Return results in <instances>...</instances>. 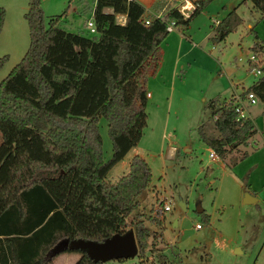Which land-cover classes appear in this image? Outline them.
Returning a JSON list of instances; mask_svg holds the SVG:
<instances>
[{"label":"trees","instance_id":"1","mask_svg":"<svg viewBox=\"0 0 264 264\" xmlns=\"http://www.w3.org/2000/svg\"><path fill=\"white\" fill-rule=\"evenodd\" d=\"M209 1L194 0L189 15L172 6L163 16H150L139 0H97L96 34L88 35L60 25L66 10L46 23L41 0H28V47L0 80V264H52L63 252L102 263L80 247L49 251L66 237L102 241L126 231L127 218L151 184L152 167L136 154L118 182H109L107 173L143 135L148 79L160 67L169 23L186 30ZM251 1L264 17V0ZM105 6L115 13L105 12ZM116 13H125L126 22L119 23ZM4 14L0 6V28ZM242 19L234 6L214 27L212 41L225 39ZM262 45L256 42L252 48L257 51ZM5 58L0 57V66ZM256 65L249 64L251 69ZM251 91L264 103V74L241 95ZM234 102L235 96L210 98L208 119L198 127L203 141L222 158L248 145L257 132L253 118H238ZM103 117L113 143L107 160L100 131ZM210 121L218 135L207 131ZM248 154L232 155L230 164ZM65 179L74 195L63 205L51 186ZM72 210L93 213L96 228L78 226ZM131 223L143 256L150 231L141 217Z\"/></svg>","mask_w":264,"mask_h":264},{"label":"rangeland","instance_id":"2","mask_svg":"<svg viewBox=\"0 0 264 264\" xmlns=\"http://www.w3.org/2000/svg\"><path fill=\"white\" fill-rule=\"evenodd\" d=\"M61 1L64 0H41L46 23L47 17L63 12ZM75 1L79 0L71 3ZM239 1L210 0L185 30L191 38L176 27L164 40L161 66L148 79L153 96L148 98L143 135L106 176L109 182H118L129 172L136 154L150 163L151 184L138 208L127 218L125 228H133L131 222L137 216L143 218L150 231L149 247L143 256L138 252L124 261L109 259L100 264H264V103L260 99L256 103L245 101V112L252 116L257 132L254 143L251 139L248 142L249 154L238 161L239 165L230 164V157L240 156L243 147L227 156L229 164L223 169L219 159L212 160L211 150L198 131L210 114V98L221 94L220 101L230 100L246 88L243 83L248 86L259 77L246 62L256 42L263 44L257 51L264 50V17L251 0L237 8L243 19L235 30L219 42L211 39L214 19L224 18ZM27 3L28 0H0L5 10L0 57L6 56L0 66V80L28 46L29 30L24 17ZM206 129L218 135L211 121ZM100 131L107 160L112 156L113 143L104 117ZM172 147L177 149H173L174 154ZM51 189L63 205L73 199L74 190L67 186L66 179ZM247 189L260 193L258 203L244 202ZM159 203L170 204L172 209L159 215L155 209ZM71 215L78 226L96 228L93 213L72 210ZM60 255L58 264H90L77 252Z\"/></svg>","mask_w":264,"mask_h":264},{"label":"crops","instance_id":"3","mask_svg":"<svg viewBox=\"0 0 264 264\" xmlns=\"http://www.w3.org/2000/svg\"><path fill=\"white\" fill-rule=\"evenodd\" d=\"M146 8V11L147 13L150 15V16H155V15H159V14H165L172 6H178L179 4L181 3H186L188 2L189 4L194 2V0H139ZM243 2H247V0H240L237 4H235L236 6V10L237 8H239L240 4L243 3ZM96 3H97V0H79V1H75V3H71V0H64L63 3L61 1V10H65V7H67V11H66V14L64 15V18L61 22V25L68 31H75V32H81V33H84V34H88V35H92L93 34H96V31L93 32L91 30L92 28V25H89V21H94V11H95V6H96ZM253 4V7L255 9H257L255 6H254V3L252 2ZM171 5V6H170ZM23 7V6H22ZM27 9H28V3H27ZM194 9V7H189V10H188V15L190 14V12ZM156 10V11H155ZM258 10V9H257ZM104 11L107 12V13H115L114 11V8L111 7V6H105L104 7ZM239 13V10L237 11ZM25 13V12H24ZM78 13V14H77ZM240 14V13H239ZM241 15V14H240ZM226 16V15H225ZM51 16L47 17L48 19L50 18ZM242 17V16H241ZM243 18V17H242ZM116 19L119 23H125L126 22V14L125 13H116ZM223 19V18H215L214 21H215V24H214V27L218 24V22ZM83 20V21H82ZM48 21V20H47ZM250 25V24H249ZM214 27H213V34L215 32L214 30ZM86 31H89L91 34L87 33ZM183 33L186 35V37L188 38H191L192 35L189 33H187L185 30H183ZM191 35V36H190ZM28 47V46H27ZM27 49V48H26ZM25 49V51H26ZM25 51L23 52V54L25 53ZM23 54L21 56H23ZM161 66V64H160ZM237 84V83H236ZM239 84V83H238ZM237 84V85H238ZM249 86V85H248ZM246 86L244 83L242 84V87H248ZM148 91L150 92V95L148 96L149 97H152L153 94L152 92L150 91V89L148 88ZM236 91V89H234V92ZM233 94V93H232ZM236 94H238V92H236ZM218 95H221V94H218ZM217 96V95H216ZM214 97V96H213ZM248 116H250L252 118V116L250 114L247 113ZM218 131V130H217ZM219 132V131H218ZM256 137V133L250 138L252 140V144L254 143L253 140H255L254 138ZM249 139V140H250ZM251 143H248V145H240V148L243 147V149L247 150L248 152H250V148L249 146L251 145ZM207 145V144H206ZM208 146V149L210 150H214L212 147H210L209 145ZM174 150H177L175 149V147H172L171 148V153L174 154L175 151ZM188 150H190L189 147H187ZM212 158V157H211ZM220 160L221 161V167L224 169L227 164H229L227 158H222V157H218L216 159H213L212 160ZM239 165V163L237 164ZM235 165V166H237ZM210 169V167H209ZM251 175L252 173H250V177L251 178ZM247 186V185H246ZM245 186V187H246ZM247 188V187H246ZM243 200L244 202L246 203H258L260 201V193H258L257 191H255L254 189H247L245 190V193L243 194ZM251 197H255L256 199L254 200V202H247V199ZM203 211H205L204 209H201ZM61 254V253H60ZM59 254V255H60ZM57 255L54 260H53V263L52 264H58L59 260L61 261V255L59 256ZM59 258V259H58ZM56 259V260H55Z\"/></svg>","mask_w":264,"mask_h":264},{"label":"water","instance_id":"4","mask_svg":"<svg viewBox=\"0 0 264 264\" xmlns=\"http://www.w3.org/2000/svg\"><path fill=\"white\" fill-rule=\"evenodd\" d=\"M255 197L248 198V200H255ZM61 243L64 247L60 246ZM58 244V245H57ZM80 247L88 252V254L95 261H105L109 259H122L131 258L138 254L139 244L136 238V234L133 228L126 232H117L111 236L106 237L102 241L94 239H70L68 237L60 239L52 248L53 251L49 253H54L58 250H62L66 247ZM58 248V249H57Z\"/></svg>","mask_w":264,"mask_h":264},{"label":"built area","instance_id":"5","mask_svg":"<svg viewBox=\"0 0 264 264\" xmlns=\"http://www.w3.org/2000/svg\"><path fill=\"white\" fill-rule=\"evenodd\" d=\"M196 6V3L195 2H192V3H182V4H179L178 5V8L185 14V15H188V10H189V7H194L195 8ZM164 14H159L158 16H163ZM150 19L149 17H146V22L149 23L150 22ZM89 25H92V28L91 30L93 32H95L97 29H96V24H95V21H89L88 22ZM175 22L172 21L171 23H169V26L168 28L170 30H173L175 28L174 26ZM240 59H243V57H240ZM246 62L248 64H250V62H256L257 65L255 67H253L251 70L254 71V73L257 75V76H260L262 74H264V50H260V51H251L248 56H247V59H246ZM148 96L150 95V92L147 93ZM258 97L256 96V94L254 92H249L245 97L241 95V93L239 94H236L235 95V106H236V110L239 112V115H238V118H245L247 117V113L245 112V101H248L249 103H256L258 101ZM210 155L213 159H216L219 157L218 153L215 151V150H211L210 152ZM156 213L159 214V215H162L164 216L167 211L171 210L172 207L170 204H161L159 203L157 206H156ZM197 227H201V224L200 223H197L196 224Z\"/></svg>","mask_w":264,"mask_h":264}]
</instances>
